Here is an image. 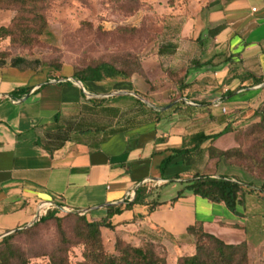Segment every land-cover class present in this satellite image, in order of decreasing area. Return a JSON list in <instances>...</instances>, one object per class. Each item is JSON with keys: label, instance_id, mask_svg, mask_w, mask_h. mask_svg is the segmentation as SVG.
<instances>
[{"label": "crops", "instance_id": "0c3cea01", "mask_svg": "<svg viewBox=\"0 0 264 264\" xmlns=\"http://www.w3.org/2000/svg\"><path fill=\"white\" fill-rule=\"evenodd\" d=\"M211 5L219 6L206 15L202 10ZM197 22L199 31L209 24L224 26L212 36L210 50L205 41H196L198 31L193 41L175 42L162 53L170 59L166 70L174 72L180 56L186 66L180 83L168 82L179 97L161 105L145 103L144 94L158 92L139 75L84 82L68 74L40 79L41 70L0 64V237L28 226L46 203L101 219L108 205H124V196L135 194L140 184L164 181L160 163L179 149L188 148L189 154L177 152L173 161L183 166L171 172L174 178L185 182L201 172L204 154L193 149V136L222 130L228 124L220 113L223 104L244 98L256 86H242L264 74V0H201ZM18 88L29 91L10 95ZM59 126L65 139L56 146L52 139ZM224 136L213 145L219 148ZM209 144L210 139L201 148ZM218 170L214 176L235 178ZM243 199L234 213L223 202L187 192L146 213L137 214L134 205L114 214L111 222L129 240L153 238L150 233L172 239L174 255L193 251L186 229L196 223L226 243L249 246Z\"/></svg>", "mask_w": 264, "mask_h": 264}, {"label": "rangeland", "instance_id": "374dc122", "mask_svg": "<svg viewBox=\"0 0 264 264\" xmlns=\"http://www.w3.org/2000/svg\"><path fill=\"white\" fill-rule=\"evenodd\" d=\"M37 2L40 7L36 8L0 2V26L11 29L9 35L0 38V64L9 63L11 58L21 56L26 60L21 66L34 71L41 70L43 73L39 78L42 79L44 75L72 76L76 69L106 61L125 70L128 76L139 75L144 82L151 84L153 91L158 93L154 96L144 94L143 100L147 104L157 102L161 105L179 97L177 87L168 82L171 79L174 84L176 80L180 83L179 79L186 66L181 63L185 58L180 56L178 60L181 62L174 65V72H170L166 70L169 69L170 59L168 61L159 50L175 42L193 41V36L200 28L197 20L201 0ZM218 6H206L202 11L207 15L209 10L217 9ZM38 13L42 14L46 22L42 33L38 31L42 25ZM217 24L208 26L214 27ZM208 26L199 31V36L206 43V50H210L213 41L207 35ZM235 66H231L233 73L236 71ZM190 67L192 69L197 66ZM245 86L256 87L245 93L244 98L226 102L223 104L225 112L220 111L231 126V131L225 133L226 136L222 137L219 144V149L227 150V154L221 156L214 152L207 159L204 149L199 170L204 171L208 167L214 169L216 163L219 173L234 176L251 185V191L243 199V207L248 216L243 229L244 238L249 242V246L245 242L247 264H264V81L257 85L246 82L242 87ZM192 100L207 102L205 98ZM211 157L214 159L210 165ZM171 161L168 164L160 163L163 182L146 184V199L156 202V205L174 200L179 191L181 196L189 192L186 183L175 179L171 173L179 171L183 162ZM123 199L124 203L131 201V191ZM135 205L137 214L149 210V204ZM57 216L40 220L24 231L13 234L8 240L0 241V251L10 257L1 264H92L94 254L118 255L117 241L124 245L128 242L137 245L146 252L153 251L156 256L165 259L166 264H174L177 255L188 253L177 251L174 255L169 238L155 233L148 234L153 238L139 237V242L131 236L129 240L115 229L103 227L94 241L77 215L59 213ZM187 240L203 245L205 254L211 251L218 253L214 241L207 237L199 235ZM170 241L173 242L172 239Z\"/></svg>", "mask_w": 264, "mask_h": 264}, {"label": "trees", "instance_id": "16d2710c", "mask_svg": "<svg viewBox=\"0 0 264 264\" xmlns=\"http://www.w3.org/2000/svg\"><path fill=\"white\" fill-rule=\"evenodd\" d=\"M0 2L6 3H16L22 6L31 5L33 8L37 6L40 7L37 0H0ZM37 12V10H36ZM39 18L41 19V27L39 28V33H42L46 27V22L41 13H38ZM223 24H218L214 27H209L207 29V35L212 37L217 34L222 28ZM11 29L7 26H0V38L7 36L10 34ZM203 37H197L198 42H203ZM160 53H164L167 51L166 49H160ZM3 62V61H2ZM26 60L21 56H15L11 58L9 62L12 66H21L25 63ZM5 63V62H3ZM1 63V64H3ZM129 73L125 70L121 69L120 67H116L112 63L106 61L96 62L91 65H87L81 69L74 70L71 78L77 80L79 82L84 81H101L107 77H127ZM264 81V75L261 76H253L254 85L260 84ZM29 88H18L11 92L10 95L16 96L19 93H27ZM233 94V92H230ZM93 99V98H92ZM95 99V98H94ZM95 101V100H94ZM58 116H54V122H57ZM62 131H65V128L59 126L58 134L53 137L52 141L56 142V146H59L62 139H65L64 136L62 137ZM231 131L230 124H226L224 128L216 133L211 135H205L203 132L197 133L193 136L194 146L193 149L197 150V152H202L206 149L208 156L210 157L213 155L214 152L221 154V156H225L227 154V150L219 149L213 145L214 140ZM51 138V136H50ZM210 139V144L204 148H201V144H203L206 140ZM55 147V146H54ZM177 152L189 154V149H179L176 150ZM176 153L170 154L166 157L162 164H168L173 157L177 155ZM187 162H190V156H187ZM214 158H210V165L212 164ZM216 172V163L214 164V169L206 168L204 171L194 173L190 178L186 179L185 187L191 194L199 195L204 198H207L214 202H223L226 207L236 213V206L241 202L242 197L244 194L249 193L251 191V185L245 184L237 178H229L223 175L214 176ZM182 193L179 191L178 195L181 196ZM147 196V187L144 183L140 184L134 194V197L131 201L126 202L124 205L115 204V205H108L106 215L101 219H92L85 215V213H80L82 210H71L65 211L61 208H54L50 209L46 212L45 215L41 216L39 220L35 221L33 224L29 226H25L19 229H14L10 233L5 234L4 236L0 237V241H6L11 236L17 232L24 231L25 229L33 226L40 220H47L49 218H58L57 216L59 213L64 214H75L77 218L85 225L87 228V233H89L93 240L99 235L100 229L109 228L114 229V225L111 222V217L114 214L121 213L124 209H132L135 204L138 203H146L149 204V211H151L155 206L156 202H146ZM144 215H140L142 217ZM186 235L188 236L187 239L190 237L195 236H203L207 237L210 240L214 241L215 243V250H217V254L214 251L205 254L203 245L199 243H191L193 246V251L190 253H182L177 255L176 261L174 264H247V244L245 241L239 243H226L217 236L212 233L205 231L201 225V223H196L194 225H190L186 229ZM90 236V237H91ZM154 241L153 239H150ZM91 242V241H90ZM116 248L118 249V255H104V254H94L95 257L92 264H166L165 259L156 256L153 251L146 252L143 248L139 246L130 245L128 244H121L120 241L116 242ZM91 255V252H90ZM97 255V256H96ZM9 255L4 252L0 251V264L4 261L9 259Z\"/></svg>", "mask_w": 264, "mask_h": 264}, {"label": "built area", "instance_id": "2783aa9c", "mask_svg": "<svg viewBox=\"0 0 264 264\" xmlns=\"http://www.w3.org/2000/svg\"><path fill=\"white\" fill-rule=\"evenodd\" d=\"M189 103H193V102L190 101ZM216 103H219V101L216 102ZM222 110L225 112V107H222ZM161 182H163V181H162V180H158V181H156L155 183H156V184H159V183H161ZM131 194H132V196L134 197V192H133V191H131ZM54 207H55V206H54L52 203L42 204L41 207L39 208L37 214L35 215L34 219L32 220V222H31L29 225H31V224H33L35 221L39 220L41 216L45 215L46 212H47L48 210L53 209ZM63 210H64V209H63ZM65 211H71V210H65ZM80 213H84V211H80ZM29 225H28V226H29ZM24 227H25V226H24ZM21 228H22V227H21ZM10 232H11V231H10ZM10 232H7L6 234H8V233H10Z\"/></svg>", "mask_w": 264, "mask_h": 264}]
</instances>
